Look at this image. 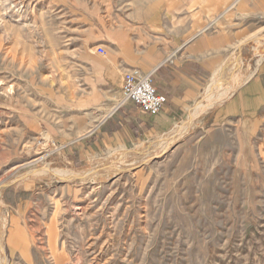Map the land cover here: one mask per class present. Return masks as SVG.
<instances>
[{"label":"rangeland","instance_id":"rangeland-1","mask_svg":"<svg viewBox=\"0 0 264 264\" xmlns=\"http://www.w3.org/2000/svg\"><path fill=\"white\" fill-rule=\"evenodd\" d=\"M100 2L0 0V264H264L262 150L236 125L193 110L72 158L99 118L82 62H104ZM247 45L251 73L264 29Z\"/></svg>","mask_w":264,"mask_h":264},{"label":"crops","instance_id":"crops-1","mask_svg":"<svg viewBox=\"0 0 264 264\" xmlns=\"http://www.w3.org/2000/svg\"><path fill=\"white\" fill-rule=\"evenodd\" d=\"M100 3L104 9L86 28L96 31L98 39L91 44L103 47L104 62H82L86 77L98 80L92 108L99 118L72 144L74 160L167 133L198 110L210 112L215 128L230 123L246 133L262 150L264 164V55L251 73V65L241 64L250 53L248 40L264 29V0ZM129 72L150 74L165 97L159 112L149 114L131 101L119 105Z\"/></svg>","mask_w":264,"mask_h":264},{"label":"built area","instance_id":"built-area-1","mask_svg":"<svg viewBox=\"0 0 264 264\" xmlns=\"http://www.w3.org/2000/svg\"><path fill=\"white\" fill-rule=\"evenodd\" d=\"M96 51L100 54L104 52L102 47H98ZM128 101L138 105L144 112L154 114L164 106L165 97L156 91L150 74L138 75L135 72H129L123 76L118 103L121 105Z\"/></svg>","mask_w":264,"mask_h":264},{"label":"bare ground","instance_id":"bare-ground-1","mask_svg":"<svg viewBox=\"0 0 264 264\" xmlns=\"http://www.w3.org/2000/svg\"><path fill=\"white\" fill-rule=\"evenodd\" d=\"M242 80H241V78H240V80H239V82H241ZM234 88V87H233ZM218 98V97H217ZM214 101H216V99L214 100ZM211 103H213V102H211ZM44 141L45 142H47L46 144H48V142L49 143H52V140H51V138H50V136L49 135H47V134H45L44 135ZM42 141V140H41ZM43 141V142H44ZM164 141V140H163ZM173 141V140H172ZM162 143V142H161ZM169 143V142H168ZM45 144V143H44ZM52 145V144H51ZM162 145H163V143H162ZM171 145V144H170ZM164 146V145H163ZM46 147V146H45ZM138 147V146H137ZM167 148V147H166ZM163 149H165V148H163ZM144 151V150H143ZM146 155V154H145ZM129 156V155H128ZM142 158H144V157H142ZM133 162L135 163V161L133 160ZM140 162V160L139 161H137L135 164H133V167L134 166H136L138 163ZM131 163V162H130ZM121 165L120 166H117L118 168H121V169H123L122 167L124 166V164H123V162L121 161V163H120ZM127 165H125V167H126ZM129 167V166H128ZM88 170V169H87ZM60 171V170H59ZM61 173V172H60ZM63 173V172H62ZM62 175V174H61ZM60 176V175H59ZM3 233V232H2ZM1 235V234H0ZM0 245H1V243H0ZM2 259V258H1ZM6 263V262H5ZM2 264V263H1ZM4 264V263H3Z\"/></svg>","mask_w":264,"mask_h":264}]
</instances>
